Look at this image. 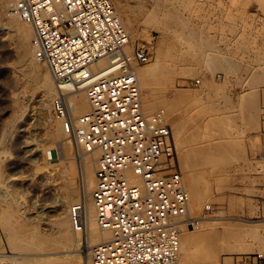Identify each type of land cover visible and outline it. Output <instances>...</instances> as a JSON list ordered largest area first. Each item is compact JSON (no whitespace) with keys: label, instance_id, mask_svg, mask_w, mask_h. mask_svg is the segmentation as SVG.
Listing matches in <instances>:
<instances>
[{"label":"rangeland","instance_id":"374dc122","mask_svg":"<svg viewBox=\"0 0 264 264\" xmlns=\"http://www.w3.org/2000/svg\"><path fill=\"white\" fill-rule=\"evenodd\" d=\"M112 2L129 30L128 48L134 51L141 47L149 54L150 62L139 68L159 62L151 88L142 89L143 98L151 93L155 101L172 104L174 118L190 134V177L196 174L200 191L199 197L190 194L193 218L214 222L216 244L253 246L252 251L220 252L204 264H244L241 259L247 255L262 256L264 262V0H166L165 5L187 21L181 32L190 35L188 44L147 24L155 0ZM12 14L11 1L0 0V214L11 206L13 224L41 230L54 225L52 220L56 218L50 211L57 205V198L67 196L70 187L73 190L68 207L83 203L75 191L81 186L80 173L90 157L67 138L61 127L60 140L65 136L64 142L72 148H67L65 154L49 142L46 128L59 120L52 110L53 100L50 107L42 106L41 93L33 92L35 85L25 73L29 66L23 52L31 50L32 38L23 48L12 23L23 20ZM216 63L219 67H213ZM99 155L95 159L91 156L95 171ZM65 158L73 165L74 183L64 171ZM48 171L54 179L50 183L46 182ZM200 226L196 233L202 232ZM231 228L239 232L230 237L225 231L234 232ZM3 232L0 228V236ZM31 237L27 232L26 238ZM1 238L0 264H21L12 260L17 252L2 250ZM205 246L196 244L195 254ZM85 248H80L84 260L81 264H90L89 249ZM74 261L71 264H76Z\"/></svg>","mask_w":264,"mask_h":264},{"label":"built area","instance_id":"2783aa9c","mask_svg":"<svg viewBox=\"0 0 264 264\" xmlns=\"http://www.w3.org/2000/svg\"><path fill=\"white\" fill-rule=\"evenodd\" d=\"M10 1L12 13L31 25L35 56L57 85L84 86L90 102V111L75 117L61 93L52 110L78 147L101 152L92 199L99 226L112 238L93 248L91 264H178L182 234L197 221L189 216L182 176L158 172L174 150L161 114L147 116L142 108L136 70L148 63V52L138 47L126 53L130 34L112 0ZM104 61L107 67L100 68ZM72 214L82 230L81 206ZM258 258L247 255L241 262L263 264Z\"/></svg>","mask_w":264,"mask_h":264},{"label":"bare ground","instance_id":"6f19581e","mask_svg":"<svg viewBox=\"0 0 264 264\" xmlns=\"http://www.w3.org/2000/svg\"><path fill=\"white\" fill-rule=\"evenodd\" d=\"M2 1H5V0H2ZM155 1H156V4L154 3L155 4L154 9L147 16V24L152 28L159 27L168 36L169 35L178 36L179 38H177V42H180L181 44H185V43L188 44L190 42V35L187 36L183 34V32H181V29L183 30L187 27V21L183 17H181L175 10H173L172 9L173 7L171 8L169 6H166L165 5L166 0H155ZM5 3L7 4V1ZM178 5L179 4H177V6ZM14 16L17 17L16 15ZM12 23L14 24L16 28V31L21 41L22 47L25 48L28 41L31 38L33 39L34 32H33L31 25L25 21L12 22ZM172 25H175L174 27L176 28L173 27L174 29H171ZM124 28L127 30L125 26ZM127 31L129 33V30ZM128 47L126 48V53L131 55L133 50L129 49L130 47L129 48ZM23 52L28 58L27 61H28V66H29L28 71H25V73L28 76L29 80L33 82L35 85L34 89L36 91H33V92L41 93L40 95L41 100L39 101V103L42 106L50 107L51 100H54L53 98H55L56 95L63 93L64 95L67 96V99L70 105L72 106L73 115L75 117H79L78 116L79 114L83 115L86 112L90 111L91 106H90V102L86 94V91L84 90V86H81L79 89L78 88L72 89L69 86L59 87L57 83L54 82L55 79L49 67L43 62H40L36 58L32 45H31V50H28V48H26L23 50ZM149 62H150V59L148 63ZM158 63L159 62L156 61L146 68H142V67L141 68L138 67L139 69L137 68L136 75L139 79L141 92H142V89L151 88V85L153 83V78L159 67ZM147 64H144V65H147ZM107 65L108 63L104 61V62H100L98 66L100 68H105L107 67ZM213 67H219V64L216 63L213 65ZM52 103H51V106H52ZM142 106H143L142 107L143 111L147 116L152 115L151 113L156 112V110L159 109L160 107L164 108V110L162 109L160 112H156L154 114H158V113L161 114V116L166 121V123H168L167 125L170 129L169 140H170L171 145L173 146L174 151L170 159H163L161 161L158 172L162 176H168L172 173H178L182 176L188 196H189V216L193 218L192 213H194L193 212L194 209L192 208L191 210L190 194L199 197L200 191L197 188L196 174L193 173L190 177V167L193 166L192 161H191V154H190V134H186L183 127L174 118L175 109L172 104L166 101H163V102L155 101L151 93H148V95H146V98H143V93H142ZM59 121L55 122L54 126H50L46 128V136L50 143L56 145L59 149H62L66 154V149L70 148V144H68V142H64L65 136L62 140L63 142L60 140V138L62 137L61 136L62 130H60V127L61 129L63 127H62V122L61 121L59 122ZM63 133H64V130H63ZM56 146L54 148H56ZM88 153H89L90 158H88L84 162V165L82 167L83 170L81 171L80 177H79L81 181L80 183L81 186L78 187V189H76L75 191L76 193H79L80 196H82L83 203H79V204L74 203L72 205H69L68 207V204L70 203L69 197L71 198L70 194L73 189L67 184L70 187V188L67 187L69 188L67 189V196H64L59 199L57 198L54 202V203H57V205L54 206V209L52 211H50V212H53V218L54 217L56 218V220L54 219L52 220L54 222L53 226L41 227L43 229L40 230L36 226H33L32 228L29 229L25 225H20V224L15 225L11 221V219H13L12 218L13 217L12 207L6 206L4 209H2L3 207L1 208L3 211L0 214V228L5 230V232L2 233L3 235L0 236L2 237L1 239L3 240V245H4L2 250L17 252L14 255V258L12 260L19 261L21 264H71L75 260L74 262L76 264H81L82 261L84 260H83V255H82V252L80 251V248L85 246L86 250L89 249L88 254H87V261L91 262L92 250L90 251V249L94 248L95 246L101 243L111 240L112 238L111 232L105 231L101 229V227L99 226L97 222L96 207H95L93 199L92 200L90 199V195L92 194V189H94L96 185V173H95L96 171L94 170V164H93L94 162L92 161V159L94 158V156L98 154H100L99 156H101V152L98 150H93ZM45 154L47 156L50 155V152L48 149H46ZM91 156L93 158H91ZM63 163L66 165L64 167V171L68 174V176H70L69 181L74 183L75 179L72 177L74 173L72 163H70V160H68L67 158L63 159ZM45 176L47 177V180L45 179L47 183L54 181V179H52L53 177H52L51 172L48 171V173H46ZM128 179L132 183L141 184L140 180L136 178L135 176H133L132 174L128 175ZM190 180H192V183L190 182ZM48 199H50V197ZM1 205L2 204L0 203V206ZM76 205L81 206V216H82V221H83L82 230L78 232H76L74 228L75 225H74L73 214H72L73 207ZM50 212H46V215H48V213ZM35 222L37 221L35 220ZM195 222L198 226L201 225L200 228H202V232L196 233L197 225L195 226V229L185 230L183 232L182 237H181V251H180L178 264H204V260L214 255L216 256L220 252H224V251H231V252L243 251L244 252L246 250L247 251L251 250V247H253V246L249 247L243 243H235V242H234L235 244H224V243L222 245L216 244L214 242V238L212 234V232L214 231L212 230L214 222L201 220V218H196ZM38 223H40V221ZM228 230H230V228ZM231 230H234V232L225 231L226 235H230L231 237L232 235H235L239 232V230L237 229H236L237 231L236 232L234 228H231ZM27 232L31 233V236H32L31 239L26 238ZM79 232H82V233H79ZM251 234H253V231L250 233V235ZM215 237L217 238V236ZM199 243L206 245V246L204 250H201L202 252L197 253L198 251L197 250L195 254L196 244H199ZM262 243H263L262 248L264 249V241H262ZM229 263H231V261ZM213 264H216V263H213Z\"/></svg>","mask_w":264,"mask_h":264}]
</instances>
